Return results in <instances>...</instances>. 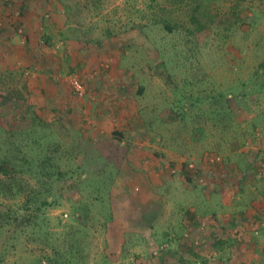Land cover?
<instances>
[{
	"label": "rangeland",
	"instance_id": "obj_1",
	"mask_svg": "<svg viewBox=\"0 0 264 264\" xmlns=\"http://www.w3.org/2000/svg\"><path fill=\"white\" fill-rule=\"evenodd\" d=\"M71 4L77 11L71 18L79 31L77 39L93 50L89 57L102 62L104 81L114 89L103 102H117L116 96L123 93L136 107L122 121L126 131L136 132V150L108 147L110 140L119 144L127 135L102 134L91 141V125L98 117L85 110V81H93L89 76L95 70L81 73L63 67L64 100H47L48 105L27 92L28 81H0V155L12 150L18 158L21 151L43 153L49 147L58 166L54 171L69 184L76 182L71 189H59L55 176L38 175V182L28 175L25 195L0 194V214L10 207L17 210L34 194L55 200L54 207L40 213L44 232L31 236L26 228L20 237L11 236L15 222L25 219L22 216L12 217L0 230V264H50L43 256H56L58 264H217L220 258L211 255L210 242L217 238L214 221L222 220L220 210L227 204H249L245 194L252 178L243 171H248L250 158L261 175L255 173L253 179L260 194L255 198L264 200V0ZM87 73L85 80L82 75ZM71 77L82 83L83 97L73 94ZM118 81L123 82L112 85ZM124 152H132L136 162L149 168L135 169L126 160L123 170L133 175L121 181L122 167L117 165ZM209 154L220 156L221 164L208 165ZM190 163L193 168L187 170L184 164ZM138 203L154 208L136 214ZM193 205L200 218H186L189 227H197L198 232H192H197L198 241L193 237L187 243L180 212ZM115 227L120 229L112 232ZM229 259L230 254L220 260L228 264Z\"/></svg>",
	"mask_w": 264,
	"mask_h": 264
},
{
	"label": "crops",
	"instance_id": "obj_2",
	"mask_svg": "<svg viewBox=\"0 0 264 264\" xmlns=\"http://www.w3.org/2000/svg\"><path fill=\"white\" fill-rule=\"evenodd\" d=\"M71 2L72 0H0V15L11 14L9 18L0 19V38L3 39L0 42V81H28L27 92L33 94L38 102L48 105L47 100L56 103L64 100L61 84L67 81V77L62 75L63 67L68 66L71 67L68 68L69 70L77 69L81 73L95 70L92 75L88 73L85 76L82 75L85 80L89 75L90 78H93V81H85L87 98H89L85 110L92 117H98V121L94 120L91 125L93 127L89 132L92 137L91 141L96 142L97 138L101 139L102 134L110 135V137L114 136L113 134L127 135V140H122V143L119 144L115 140H110L108 147L112 149L115 146L118 149L124 145V151L130 148L132 151L136 150V132L126 131L123 128L124 123H122L123 119L132 115L130 109H134L136 112V107H132L129 99L125 98L128 95H123V93L118 94L121 95L120 97L116 96V98H120L117 102L108 104L103 102L108 97L107 95H111L110 91H114V89L109 90V86H111L109 81H104L107 74L103 69L102 62H97L96 56L89 57L93 50L77 39L79 31L76 29V22L71 19L77 11ZM16 23L18 29L15 28ZM11 24L14 28L11 27ZM122 82L118 81L112 85L116 87ZM128 97L131 98V96ZM105 108H107L106 111L113 109V112H106ZM105 116L116 120L109 122ZM114 121H116V125H113ZM108 125L111 127L110 130H107ZM128 135H131V138ZM92 147L98 146L92 144ZM131 153L124 152V158H118L117 166L122 167L120 168L122 170L118 169V175L120 174L122 177L121 181H125L128 176L133 175L131 174L132 170H123L126 160H128L127 164L132 165L135 169L136 165L143 170L149 168L145 163L136 162V155ZM250 159L252 162V158ZM156 162L158 164L157 160ZM251 162L246 168L248 171H243L248 172L252 178L251 185L247 187L250 192L245 194V198L248 195L249 204L243 207L237 205L238 203L227 204L220 210L219 216L222 220L217 218L218 216H213L217 218L214 221L217 238H212L210 241L216 243L213 245L211 255L224 259V255L230 254L228 264H264V200L255 198L256 194L257 197L260 196L255 190L256 185L252 184L255 183L253 179L256 177L257 164L251 166ZM175 165L180 166L177 163ZM154 171L152 172H160L159 169ZM259 176L261 175L257 174V177ZM141 177L144 182V175L141 174ZM160 183L162 184V182ZM221 195H224L223 191ZM224 199L229 200L228 197ZM153 208L154 206L145 208L144 204L138 203L139 211H136V214L138 212L140 214L149 213ZM159 209L156 211L159 212ZM180 213L184 219V229L187 235L189 234L190 238L196 237L197 227H189V220L186 217L200 218L198 208L193 205ZM156 216H159V213ZM118 229L120 228L115 227L111 230L114 232ZM193 229L197 230L195 234L192 232ZM108 233L110 237L113 236L109 229ZM193 240L191 239V242ZM226 244L229 246H223ZM220 259L216 260L217 264L223 263V260Z\"/></svg>",
	"mask_w": 264,
	"mask_h": 264
},
{
	"label": "trees",
	"instance_id": "obj_3",
	"mask_svg": "<svg viewBox=\"0 0 264 264\" xmlns=\"http://www.w3.org/2000/svg\"><path fill=\"white\" fill-rule=\"evenodd\" d=\"M170 32V31H169ZM161 122H167L160 119ZM49 147L44 148L43 153H38L33 151H21L22 157L16 158L19 153H14L12 150L8 155H0V194L3 196L19 197L25 195L26 190V181L24 177L30 175L32 179H36L39 182V176L46 178H52L55 176L56 182H58L59 189H62L63 186L71 189L76 185V182H73V185L69 184L68 179H62L63 175L61 172H55L58 166L54 163V158L51 157L49 153ZM55 152L56 150L53 149ZM12 156V157H11ZM184 167L189 170L187 165ZM55 170V171H54ZM57 173V175H56ZM65 177V176H64ZM44 190H39V193ZM50 195V192H49ZM50 195L49 198L55 202L54 197ZM49 201L48 197H41L39 194H34V198L31 200H22L18 205V209H12L11 207L6 210L4 213L0 214V230L10 224V219L17 218L20 219L21 216L25 219L20 220V223L15 222L11 236L14 238L20 237L21 233L28 228L31 232L30 235L34 236L36 233L45 231L43 225L39 223V218H41L40 213H42L47 207H54L55 203ZM20 212H24L23 215H20ZM38 221V222H37ZM186 236V235H185ZM189 240H186L187 243H191L190 235H187ZM187 236L185 238H187ZM216 245V243L214 244ZM169 249H161V251L168 253ZM56 251V250H54ZM50 264H58V258L55 256L44 257Z\"/></svg>",
	"mask_w": 264,
	"mask_h": 264
},
{
	"label": "built area",
	"instance_id": "obj_4",
	"mask_svg": "<svg viewBox=\"0 0 264 264\" xmlns=\"http://www.w3.org/2000/svg\"><path fill=\"white\" fill-rule=\"evenodd\" d=\"M69 83H70V86H71V89L73 91V94L76 96V97H83L84 94H85V90H84V87L82 85V83L80 82V80H78L77 78L75 77H71L69 79ZM205 162L208 164V165H216L218 166V164H221L222 162V159L220 156L218 155H212V154H209L206 156L205 158ZM188 168H193V164L190 163L188 164L187 166ZM175 171H171V173H174ZM202 179H198V182L202 185H205L206 183H202Z\"/></svg>",
	"mask_w": 264,
	"mask_h": 264
}]
</instances>
